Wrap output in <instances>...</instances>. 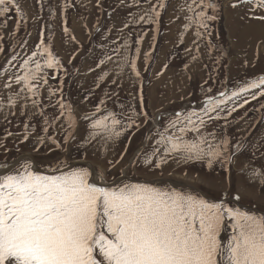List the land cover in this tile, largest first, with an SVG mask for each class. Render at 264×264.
I'll return each mask as SVG.
<instances>
[{"label":"rangeland","instance_id":"obj_1","mask_svg":"<svg viewBox=\"0 0 264 264\" xmlns=\"http://www.w3.org/2000/svg\"><path fill=\"white\" fill-rule=\"evenodd\" d=\"M151 1L157 2L142 4L143 0H138V3H133V0H114L117 5L114 15L103 20L112 11L108 0H75L76 7L72 6L68 18L65 16V0H19L26 15L20 19L18 28L14 11L7 14L10 17L7 24L4 23L6 17H0V48H3L0 51V101L4 105L0 109V173L6 171L3 165H16V160H24L20 156L26 154L43 171L53 166L57 158L66 159L70 164L75 161L91 164L96 175L95 181L98 180L97 183L102 185L112 184L124 175L126 183L155 182L157 187L192 191L213 201L225 199L234 207H241L252 213H264V184L259 176L251 174L255 168L246 169L248 166H256L261 174L264 172V143H257L264 138V96L252 100L251 95L247 94L246 98L250 101L248 104L238 108L226 120L210 122L204 129L205 133H215V140L209 138L214 144L228 138L229 150L232 152L236 153L237 143L242 145L234 155L232 165H227V172L220 161H214L211 168L207 166L206 159L177 163L180 159L177 154L169 156L160 168L144 163L145 156L159 158L152 156L155 141L159 139L157 132L162 131L174 116L171 113H186L193 108L198 110L203 106L204 102L201 101H205L206 95H217L225 89H238L246 81L264 75V22L249 19L253 15L249 11L253 4H240L234 8L231 5L236 0H212L219 5L216 10L218 18L210 22L212 35L210 38L198 39L195 24L187 31L184 30V24L188 23L185 17L194 16L187 9L191 0H176L164 9L158 8V0ZM151 5H157V9L161 11L162 22L159 21L158 26L142 21L135 24L130 22ZM208 12L213 14L211 9ZM254 14L264 15V9L257 8ZM52 16L53 25H48L47 17L51 20ZM126 22L129 23L127 28L124 27ZM131 26H140V34L131 31ZM65 27L69 29L68 33L64 32ZM41 32L44 39L46 34L48 41L50 38V42H45L51 44L52 51L61 64L54 69H44L48 85L40 87L38 99L49 118L58 115L59 108L50 105L56 104L60 93L57 92L49 100L48 89L62 88L63 98L72 105L78 121L77 129L74 130L75 138L67 144L63 140L65 131L60 134L67 124V113L45 133L42 129L47 125L38 111L31 110L30 99L27 107L21 101L17 107L10 108L7 96L1 97V94L11 95L23 87L14 82L11 89H6L3 85L13 73L23 74L20 65L36 50ZM141 35L143 40L136 43ZM194 39L198 40L199 53L193 47ZM209 42L212 46L210 53ZM116 48L120 49V55L113 51ZM137 48L140 49L137 59L141 72L139 80L131 73L128 65L124 66L122 72L119 67L125 55L129 60L136 58ZM189 48H193L191 53L187 51ZM145 54H148L147 60ZM12 55H17V59L9 64ZM192 55H198L199 59L193 61ZM106 56H112V60H106L104 65L97 67L99 61ZM42 58L40 57L41 63ZM166 61L169 63L165 64ZM74 62H77V67H74ZM83 64L88 69L85 74L89 78L87 81L81 79L83 71H77ZM105 72L108 76L104 78V82L95 79ZM113 80H116L115 84L112 83ZM208 88L212 89L211 93H206ZM141 90L143 109L149 117L147 122L140 115L135 117L140 125L138 130L125 132L120 138L107 144L100 138L91 144L86 142L88 132L91 131L90 122L83 119L86 114L95 113L99 106L101 111L95 113L96 117L114 112L118 119L126 122V117L132 115V108L136 112L141 110ZM261 90L264 89L252 91L258 93ZM101 100L105 103L100 104ZM239 102L242 103L243 100ZM21 110L26 114L21 115ZM170 114L172 116L166 117ZM25 124L29 125L27 140L24 139ZM9 132L12 135H8ZM251 135L257 139L253 140ZM48 136L55 137L61 147L57 148L52 144L47 139ZM40 137L45 138L43 144L38 142ZM192 138L193 134L186 137ZM122 153L124 158L120 160ZM109 161L119 163L110 167ZM101 171L104 173L103 179L99 175ZM237 195L239 200H233Z\"/></svg>","mask_w":264,"mask_h":264},{"label":"snow or ice","instance_id":"obj_2","mask_svg":"<svg viewBox=\"0 0 264 264\" xmlns=\"http://www.w3.org/2000/svg\"><path fill=\"white\" fill-rule=\"evenodd\" d=\"M133 3H138V0H133ZM146 3L150 4L151 0H146ZM240 4H253L249 9L253 15L249 19L264 22V15L254 14L257 8L264 9V0H236L231 6L235 8ZM165 7L164 0H158V8ZM218 7L212 0H191L187 9L194 16L185 17L188 23L184 24V30L195 24L198 39L210 38V22L218 18ZM197 8L199 11H196ZM209 9L213 14H209ZM12 11L17 15L18 28L20 19L26 15L19 0H0V17H6L5 24L10 18L7 14ZM160 17L161 11L157 5H151L130 22L135 24L142 21L158 26ZM124 27H129V23L126 22ZM68 31L65 27L64 32ZM142 40L141 35L136 43ZM192 44L199 53L198 40L194 39ZM208 47L210 53V42ZM113 51L120 55L119 48ZM187 51L191 53L193 48ZM139 52L137 48L136 58L131 60L125 55L123 63L119 65L121 72L128 65L138 80L141 78L137 64ZM40 57H44L43 63ZM16 59L17 55H12L8 63ZM147 59L148 54H145ZM191 59L197 61L199 57L192 55ZM106 60L111 61L112 56L101 59L97 67L104 65ZM33 64L34 67H31ZM60 64L51 44L45 42L41 32L36 50L20 65L23 74L13 73L3 87L11 89L13 82L23 85L19 91L6 97L8 106L15 108L18 101H23L24 107H27L30 99L31 110L38 111L47 125L42 129L45 133L67 113L68 128L63 136L67 144L75 138L78 121L72 105L63 98L62 88L48 89L49 100L57 92L60 93L56 104L50 105L59 108L58 115L49 118L38 99L40 87L48 85L44 69H54ZM107 76L105 72L100 80ZM112 83L115 84L116 80ZM201 88L204 90L203 85ZM254 89H264V75L246 81L238 89H225L217 95H206L203 106L198 110L193 108L186 113L177 111L163 130L157 132L159 139L155 141L152 156L159 158L145 156L144 163L160 168L169 156L177 154L180 156L177 163L206 159L207 166L211 168L214 161H220L227 172V165L233 163L236 154L229 150V139L224 138L214 144L209 138L215 140V133H205L204 129L210 122L226 120L238 108L248 104L247 94L251 95L252 100L264 96V90L257 93L252 91ZM211 92V88L206 90V93ZM241 99L242 103L239 102ZM104 103V100L100 101V104ZM140 104V112L132 108V115L126 117V122L118 119L114 112L96 117L95 113L101 111L97 106L95 113L83 117L90 122L91 129L86 142L91 144L100 138L107 144L125 132L138 130L140 125L135 117L143 115L145 122L149 119L143 109L142 90ZM3 106V101H0V109ZM25 114L21 110V115ZM24 127V139L27 140L29 125L25 124ZM189 134H193L192 139H186ZM47 139L57 148L61 147L55 137L48 136ZM38 142L43 144L45 138L40 137ZM241 147L237 143L236 152ZM123 158L122 153L120 160ZM108 163L110 167H115L119 161ZM2 167L6 171L0 174V264H264V215L230 206L225 199L213 201L192 191L157 187L155 182L101 185L95 181L89 167L74 166L66 159L57 158L46 172L36 170L31 159L18 162V166L5 164ZM251 174L259 176L264 184V175L258 170L253 169ZM99 175L103 179V171ZM239 198L237 195L233 200L238 201Z\"/></svg>","mask_w":264,"mask_h":264},{"label":"crops","instance_id":"obj_3","mask_svg":"<svg viewBox=\"0 0 264 264\" xmlns=\"http://www.w3.org/2000/svg\"><path fill=\"white\" fill-rule=\"evenodd\" d=\"M141 15H142V13H141ZM79 70L83 71V74H84V75L80 74L82 81L83 80L87 81L89 78H87L85 74L88 72V69L83 64L82 67ZM7 96H8V94H7ZM1 97L5 98L3 94L1 95ZM20 103H21V101H18V104H20Z\"/></svg>","mask_w":264,"mask_h":264},{"label":"bare ground","instance_id":"obj_4","mask_svg":"<svg viewBox=\"0 0 264 264\" xmlns=\"http://www.w3.org/2000/svg\"><path fill=\"white\" fill-rule=\"evenodd\" d=\"M245 37V36H244ZM22 159V158H21ZM93 178H96V175H95V173H94V177ZM98 180H96V182H97Z\"/></svg>","mask_w":264,"mask_h":264}]
</instances>
